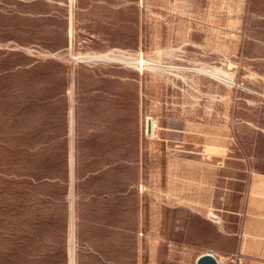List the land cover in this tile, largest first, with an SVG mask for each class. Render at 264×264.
Instances as JSON below:
<instances>
[{"label": "rangeland", "instance_id": "1", "mask_svg": "<svg viewBox=\"0 0 264 264\" xmlns=\"http://www.w3.org/2000/svg\"><path fill=\"white\" fill-rule=\"evenodd\" d=\"M262 177L264 0H0V264H245Z\"/></svg>", "mask_w": 264, "mask_h": 264}, {"label": "crops", "instance_id": "2", "mask_svg": "<svg viewBox=\"0 0 264 264\" xmlns=\"http://www.w3.org/2000/svg\"><path fill=\"white\" fill-rule=\"evenodd\" d=\"M251 195L246 208L235 212L245 218L241 230L230 233L232 250L243 255L245 264H264V177L255 182Z\"/></svg>", "mask_w": 264, "mask_h": 264}, {"label": "water", "instance_id": "3", "mask_svg": "<svg viewBox=\"0 0 264 264\" xmlns=\"http://www.w3.org/2000/svg\"><path fill=\"white\" fill-rule=\"evenodd\" d=\"M150 128H151V121L149 120V130ZM197 264H221V263L218 257L212 251H207L198 256Z\"/></svg>", "mask_w": 264, "mask_h": 264}, {"label": "bare ground", "instance_id": "4", "mask_svg": "<svg viewBox=\"0 0 264 264\" xmlns=\"http://www.w3.org/2000/svg\"><path fill=\"white\" fill-rule=\"evenodd\" d=\"M123 51H125V50H123ZM111 51H109V53H110ZM113 52V51H112ZM127 52V51H126ZM109 53H97V54H90V56H88V54H85V56L86 57H90V58H94V59H97V58H109V57H113V55H110ZM114 53V52H113ZM121 53H122V51H121ZM120 53V54H121ZM130 53V52H129ZM132 54V53H131ZM84 56V55H83ZM114 58H115V56H114ZM126 58H127V56H126ZM131 58V57H130ZM135 58H137V57H135ZM141 58V61H140V64H141V66H143L144 64H145V62H144V58L143 57H140ZM118 59V58H117ZM133 59V58H132ZM151 59H153V58H151ZM99 60V59H98ZM122 59H120V61H121ZM155 60V59H154ZM95 61V60H94ZM102 61V60H101ZM107 61H108V59H107ZM125 61V60H124ZM128 61V60H127ZM133 61V60H132ZM167 62V61H166ZM169 66V65H168ZM147 67V66H146ZM162 68V67H161ZM139 69H142V68H139ZM160 69V68H159ZM164 69V68H163ZM166 69V68H165ZM165 69H164V71H165ZM161 70V69H160ZM167 71V70H166ZM170 71V70H169ZM72 120V119H71ZM153 120V119H152ZM155 121V120H154ZM149 125V124H148ZM73 129H74V126H73ZM74 133V132H73ZM74 147V146H73ZM71 157V156H70ZM72 159V158H71ZM74 163V162H73ZM74 166V165H73ZM74 168V167H73ZM74 176V175H73ZM72 235V234H71ZM75 238V237H74ZM71 264H73V263H71Z\"/></svg>", "mask_w": 264, "mask_h": 264}]
</instances>
